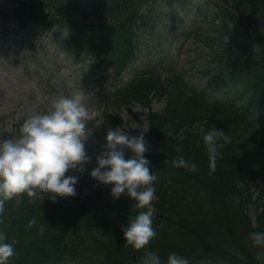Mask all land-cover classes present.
Returning <instances> with one entry per match:
<instances>
[{
    "label": "clouds",
    "instance_id": "clouds-1",
    "mask_svg": "<svg viewBox=\"0 0 264 264\" xmlns=\"http://www.w3.org/2000/svg\"><path fill=\"white\" fill-rule=\"evenodd\" d=\"M86 91L75 90L69 95H61L53 102L51 110L33 111L22 122L19 134L0 138V222L5 211V202L27 193L36 198L39 191L52 193L50 199L57 201L59 196L76 194L79 177L67 174L69 170L81 169L92 157L88 154L85 141L91 132L86 129L89 108ZM106 150L97 156V166L90 175L101 183L111 185V195L119 199L125 194L132 201L133 208L141 209L129 218L123 227L126 243L135 249H143L140 264H164L160 254L147 247L156 236L153 217L157 211L153 202L156 199V171H150V160L145 153L148 142L144 132L138 135L128 133L116 126L107 131ZM232 137L224 131L211 126L203 133V142L215 160L225 143ZM124 146L134 155L126 158ZM173 163L192 171L198 165L179 155ZM133 201L135 203L133 204ZM37 224L36 217L29 226ZM45 225L39 226L42 233ZM250 238L257 246L264 248V231H255ZM16 242L10 241L5 231L0 230V264H10L16 254ZM257 259L264 264V251H258ZM167 264H190L189 259L175 251L170 252Z\"/></svg>",
    "mask_w": 264,
    "mask_h": 264
},
{
    "label": "trees",
    "instance_id": "trees-1",
    "mask_svg": "<svg viewBox=\"0 0 264 264\" xmlns=\"http://www.w3.org/2000/svg\"><path fill=\"white\" fill-rule=\"evenodd\" d=\"M248 2L252 10V17H254L259 11L258 0H249ZM231 21L238 22L236 18ZM262 57L264 58V56ZM259 65L256 61L244 68L243 64L241 65L243 73L252 79L255 72L259 73V86L256 89V95L251 99L256 110L264 106V74L261 71L264 70V60ZM177 111L180 118L179 126L185 121L192 122L198 119L191 109L182 103L177 102ZM186 115H189L188 119ZM220 118L222 119L221 127L228 134H236L247 120H252L249 114L234 110L233 107L223 111ZM183 125L189 127L188 124ZM251 125L252 123L243 129L244 132L250 134L245 137L243 147L234 143H225L224 147L220 149L221 154L215 160L207 157L202 148H198L197 136L187 135L183 142L186 153L184 156L194 161L198 165V170L197 172L186 171L188 175L185 178L176 175L173 187L174 192L177 190L176 201H172L170 195L164 193L160 201L155 204L156 209L163 213L162 216L176 227L166 240L174 237V245L164 250L158 248L166 237L162 234L157 239L155 248L152 246L153 251L157 248L163 251L161 258L165 263H167L168 254L173 250L184 255L185 249L194 251V248L203 244L210 250L220 249L222 246L233 250L240 247L244 253L247 251L245 264L249 262H253L249 264H262V261L257 259V255L248 254L251 251L249 248L246 249L245 243H252V246L256 248L261 247L253 243L250 234L255 231H264V212L258 228H252L249 225V220L246 219L245 207L243 205L236 207L232 201L233 196L240 190V181H242L240 173L250 172L264 181V168L255 161V156L261 153L250 154L256 148L264 150V139L258 136L256 129L248 130ZM175 127L177 129V124ZM160 144L165 148L170 158H177V140L167 139L161 134ZM214 162L215 174L213 175L211 163ZM202 166L205 167L204 173L201 172ZM202 181L212 185L210 193L204 199L201 198L200 189L197 186ZM159 250H157L158 253H160ZM137 260H140L139 255L123 249L122 253L117 254V259L112 264H135L138 262Z\"/></svg>",
    "mask_w": 264,
    "mask_h": 264
},
{
    "label": "rangeland",
    "instance_id": "rangeland-1",
    "mask_svg": "<svg viewBox=\"0 0 264 264\" xmlns=\"http://www.w3.org/2000/svg\"><path fill=\"white\" fill-rule=\"evenodd\" d=\"M166 23H163V25ZM162 26L156 27V30H159ZM178 32L179 30L170 31L165 35H169L172 38L174 33ZM143 54H140L139 60H142L144 66L145 59ZM160 56L162 55L151 54L149 57L158 59ZM20 58L21 56L14 58L13 55H10L6 59H0L2 61L0 63V114H8V110L13 107L19 110L14 118L9 117L5 121L0 122V129L8 132L14 131L12 123L16 122L22 114H27L34 110L41 112H44L45 109L51 110L53 102L63 94L61 91L63 90L62 85L66 84L68 88L71 86L67 78V69L54 72L51 69V64L47 66L43 62V65H35L31 59L25 63L24 61H19L18 59ZM25 65H27V68ZM51 74H53L52 77ZM54 86L58 88L52 90ZM35 96L38 98H35ZM155 106L157 108L162 107L161 104H156ZM22 111L25 112L22 113ZM136 114L143 116L139 110H136ZM137 115L125 113L126 120L131 121L130 126L132 128H145L146 125L143 122L135 119ZM85 146L88 145L85 144ZM73 172L74 170H69L66 175L73 174ZM75 175L79 177L76 184V194L65 196L68 199L87 194L90 190L96 188V182L90 177L84 178L78 172Z\"/></svg>",
    "mask_w": 264,
    "mask_h": 264
}]
</instances>
